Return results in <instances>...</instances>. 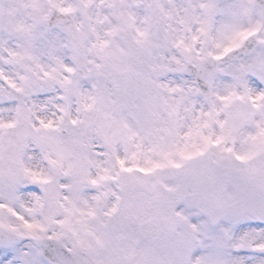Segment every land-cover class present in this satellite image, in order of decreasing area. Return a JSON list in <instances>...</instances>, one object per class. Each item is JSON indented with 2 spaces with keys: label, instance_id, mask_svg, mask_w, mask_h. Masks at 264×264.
Wrapping results in <instances>:
<instances>
[{
  "label": "snow or ice",
  "instance_id": "snow-or-ice-1",
  "mask_svg": "<svg viewBox=\"0 0 264 264\" xmlns=\"http://www.w3.org/2000/svg\"><path fill=\"white\" fill-rule=\"evenodd\" d=\"M0 264H264V0H0Z\"/></svg>",
  "mask_w": 264,
  "mask_h": 264
}]
</instances>
